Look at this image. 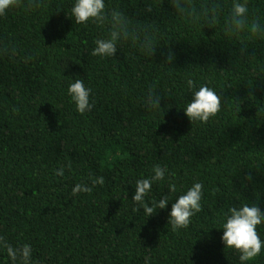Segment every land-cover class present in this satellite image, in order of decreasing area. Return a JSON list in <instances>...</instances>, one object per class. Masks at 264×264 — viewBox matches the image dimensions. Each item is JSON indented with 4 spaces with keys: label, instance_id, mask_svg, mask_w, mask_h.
Masks as SVG:
<instances>
[{
    "label": "trees",
    "instance_id": "obj_1",
    "mask_svg": "<svg viewBox=\"0 0 264 264\" xmlns=\"http://www.w3.org/2000/svg\"><path fill=\"white\" fill-rule=\"evenodd\" d=\"M189 2L180 14L173 0H105L106 19L86 25L71 17L73 0H18L0 16V264H12L4 244L30 245L32 264H239L219 224L241 203L264 212V29L229 32L233 0ZM240 2L264 23V0ZM112 12L126 35L114 57L92 56L118 31ZM75 79L91 89L83 115L67 96ZM188 79L221 97L207 122L184 115ZM149 90L161 108L146 106ZM155 165L171 176L146 201L169 183L177 191L148 217L132 196ZM99 176L103 185L72 195ZM195 182L201 211L172 231L171 204ZM247 264H264V251Z\"/></svg>",
    "mask_w": 264,
    "mask_h": 264
},
{
    "label": "clouds",
    "instance_id": "obj_2",
    "mask_svg": "<svg viewBox=\"0 0 264 264\" xmlns=\"http://www.w3.org/2000/svg\"><path fill=\"white\" fill-rule=\"evenodd\" d=\"M18 0H0V16L5 15L8 10L16 6ZM177 13L183 14L186 9L190 8L189 0H173ZM218 9L213 6L205 10L202 15L206 23L214 24L217 19ZM114 18L117 13L112 12ZM71 17L75 24L86 25L88 23H100L106 19L105 16V0H73L71 7ZM118 31L110 33L108 38H100L94 41L95 47L91 51V55L100 58L114 57L117 52V43L122 34L124 25L122 21H115ZM254 24L257 31L264 29V23L259 17L249 18V11L246 3L240 0H233L230 11V18L227 24L228 31L239 34L247 29L249 24ZM148 52H151L150 43L145 45ZM171 60V56H169ZM187 88L191 91V99L183 107L184 115L191 122H207L215 116L221 108V97L209 86L201 85L197 89L192 79L186 81ZM91 89L85 86L83 79H75L69 83L67 87V96L70 102L75 106L76 111L83 115L90 111L93 107L90 101ZM161 96L153 95L151 90L146 97V106L151 109H159ZM166 174L170 177L171 173L164 166L155 165L152 168L151 176L138 179L135 182L134 194L132 201L139 205L138 209H143L145 216H152L157 210L166 209L170 202V194L177 191L176 185L168 184L169 195H162L158 200L152 199L146 201L151 186L159 181H164ZM55 175L63 176L64 169L60 168L55 171ZM103 185L104 178L102 176L92 178L91 186L86 184H76L72 188V195L76 196L80 192H90L96 185ZM202 184L193 183L182 195H179L175 202L171 204L168 212V226L172 231H179L188 227L191 218L201 211V201L203 197ZM258 226H264V212L255 205L249 203H241L237 206L228 207L227 213L224 215L219 224L222 229L220 237L221 243L226 249L238 253L239 264H247V262L261 255L264 251V239L258 234ZM2 239V238H0ZM6 248L7 256L12 264H32L31 246L25 244L19 248H13L11 245H2Z\"/></svg>",
    "mask_w": 264,
    "mask_h": 264
}]
</instances>
